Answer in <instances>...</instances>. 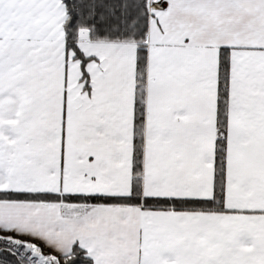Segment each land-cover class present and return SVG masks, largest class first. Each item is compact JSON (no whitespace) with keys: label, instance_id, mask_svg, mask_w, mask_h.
<instances>
[{"label":"snow or ice","instance_id":"1","mask_svg":"<svg viewBox=\"0 0 264 264\" xmlns=\"http://www.w3.org/2000/svg\"><path fill=\"white\" fill-rule=\"evenodd\" d=\"M0 264H264V0H0Z\"/></svg>","mask_w":264,"mask_h":264}]
</instances>
